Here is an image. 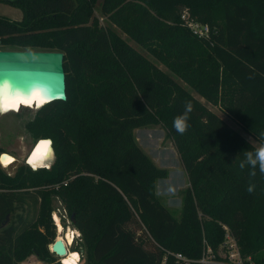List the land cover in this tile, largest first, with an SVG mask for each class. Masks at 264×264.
Returning a JSON list of instances; mask_svg holds the SVG:
<instances>
[{"label": "trees", "instance_id": "1", "mask_svg": "<svg viewBox=\"0 0 264 264\" xmlns=\"http://www.w3.org/2000/svg\"><path fill=\"white\" fill-rule=\"evenodd\" d=\"M0 2L21 12L17 20L0 15V49L62 52L65 84V100L33 108L25 124L50 139V166L19 165L12 175L0 168V264L48 258L52 194L79 232L81 264H110L124 253L131 227L140 233L135 241L152 247L119 264H201L225 232L244 264H264V175L258 166L254 177L240 168L257 148L111 27L264 145V0H101L105 25L93 15L96 0ZM183 9L208 24L207 39L181 24ZM186 102L190 126L180 135L173 121ZM152 124L164 129L186 174L178 219L154 194L167 170L133 136ZM25 204L28 220L17 212ZM109 235L113 244L98 254Z\"/></svg>", "mask_w": 264, "mask_h": 264}, {"label": "rangeland", "instance_id": "2", "mask_svg": "<svg viewBox=\"0 0 264 264\" xmlns=\"http://www.w3.org/2000/svg\"><path fill=\"white\" fill-rule=\"evenodd\" d=\"M100 2L101 0H96L93 8V15L97 18L101 25H105L108 24V21L99 11ZM0 15L17 20L20 18L21 12L18 8L0 2ZM111 27L120 38H122L138 52L143 54L149 61L158 66L171 78H173L194 98H196L202 104H205L209 110L217 114L225 123L237 130L240 135L247 139L253 146L256 148L264 146L253 135L245 132L237 122L223 113V111H221L217 105H211L207 103L183 81L179 80L162 64H160L151 55L144 51L137 43L130 40L116 27L112 25ZM34 117L35 114L33 109L23 108L16 112H0V154L6 153L12 158L9 163L5 165L0 164V168L7 175H12L19 165H23L28 167L30 170L35 171L38 168H48L53 161L50 159L53 154V151L51 154L52 148L51 150L49 149L51 144L49 147L45 142L39 143L33 148L38 140H50L49 138L43 136H32L26 130L25 124L28 121L34 119ZM133 136L138 147L153 161V163L156 166L165 168L167 170V175L165 178L156 180L154 194L157 200L169 211V213L175 219H178L180 214L181 191L187 185V178L171 140L166 136L164 129L159 124L137 127L133 129ZM170 188L172 191H169ZM28 204H30L29 201ZM28 204H25L21 210H17V212L23 215L27 220L33 216V211ZM54 207L62 208L64 211L61 213L66 214L65 217L67 219L68 213L57 194L51 195V210L55 209ZM52 218L50 216L51 222ZM61 224H63V227H65L64 230H66L67 227L70 228V230L74 232L76 231L78 233L77 236L74 234V238L67 248L68 250L70 249L71 251L78 253V264H81L84 259V254L80 251V241L78 237L79 232L72 226V221H69V223L66 225L65 221L63 220ZM131 230L132 235L129 237V241L124 253L119 257L114 258L110 264H119L125 256L131 253L140 252L141 247H152L151 245L147 244V242L146 244L144 243V245H142L139 242V239L135 241L134 238L140 234L139 230L135 229V227H131ZM56 236L57 234H54V238ZM113 242L114 235H109L103 238L98 244V254L108 249L113 244ZM46 249L49 253L48 258L43 259L35 254H31L23 258L20 262H18V264H61L58 259L49 252L47 245ZM204 259L207 261V263L204 264H244L238 255L236 244L230 238L227 232L224 233L223 241L217 246L215 251H211L210 248L207 247Z\"/></svg>", "mask_w": 264, "mask_h": 264}, {"label": "water", "instance_id": "3", "mask_svg": "<svg viewBox=\"0 0 264 264\" xmlns=\"http://www.w3.org/2000/svg\"><path fill=\"white\" fill-rule=\"evenodd\" d=\"M62 56L60 51L0 50V86L4 84L9 91H17L21 94H27L30 89L35 88L43 99L40 105L53 101H64ZM20 107L33 109L35 102L31 106L20 104ZM9 111L14 112L13 109ZM44 142L50 147V140L46 139L38 140L33 148ZM49 149L51 150V147ZM50 159H54L53 154ZM70 217L73 221L72 216ZM50 249L58 258L66 254L64 244L60 239H55Z\"/></svg>", "mask_w": 264, "mask_h": 264}, {"label": "bare ground", "instance_id": "4", "mask_svg": "<svg viewBox=\"0 0 264 264\" xmlns=\"http://www.w3.org/2000/svg\"><path fill=\"white\" fill-rule=\"evenodd\" d=\"M42 101L43 99L38 95L37 89L35 88L30 89L27 94H21L17 91H9L7 89V86H5L4 84L0 86V112H11L9 111L10 109L18 111L19 104L31 106L32 103L35 102V106H39ZM11 159L12 158L8 154L2 153L0 155V164L5 165L9 163ZM53 221L55 223L54 224L55 227L57 226V229L55 228L58 231V234L56 231L57 239H60L63 242L65 250H66V254L65 256L62 257L61 263L62 264H78V261H79L78 253L71 251L70 249L68 250L67 248L71 244L72 239L74 238L75 232L70 230V228H67L65 230V235L60 236L62 228L55 215H53ZM63 233L64 231L62 232V235Z\"/></svg>", "mask_w": 264, "mask_h": 264}, {"label": "built area", "instance_id": "5", "mask_svg": "<svg viewBox=\"0 0 264 264\" xmlns=\"http://www.w3.org/2000/svg\"><path fill=\"white\" fill-rule=\"evenodd\" d=\"M179 20H180L181 24H182L183 26H185V27L190 31V33H191L192 35H194L195 37L200 38V39H203V38H204V39H207V38L209 37L210 28H209L208 24H207V23L199 22V21L195 20L194 18H192V17L188 14V12H187L186 9H183L182 11H180V14H179ZM54 208H55V207H54ZM63 211H64V210H63L62 208H58V207L50 211V216H51V218H52V215H55V216L57 217V220H58V222H59V224L61 225V228H62V229H61V232L65 231V230H64L65 227H63V224H61L62 221L64 220L65 223H66V225L69 223V221H70V222L72 221V220H71V217H70L69 215H67V219H66V217H65L66 214L61 213V212H63ZM52 223L55 224L54 221H53V218H52ZM66 229H67V227H66ZM77 234H78V233L75 231V235H76V236H77ZM78 237H79V235H78ZM55 239H57V236H56L55 238L53 237L52 240L47 244V248H48L49 252H50L54 257H56V256L52 253V251H51V249H50V246H51L52 242H53ZM174 256H175L176 259H182V256H181L180 254H178V253L175 254ZM204 256H205V255H204ZM204 256H202V257L199 259V262H200L201 264L207 263V261H205V259H204ZM56 258H57L58 261L61 263V259L58 258V257H56ZM61 264H62V263H61Z\"/></svg>", "mask_w": 264, "mask_h": 264}, {"label": "clouds", "instance_id": "6", "mask_svg": "<svg viewBox=\"0 0 264 264\" xmlns=\"http://www.w3.org/2000/svg\"><path fill=\"white\" fill-rule=\"evenodd\" d=\"M191 111V102H186L184 113L177 116L173 121V127L180 135H183L190 126L188 120ZM245 157L246 159L240 164L241 169L245 168L247 165L251 168L249 175L254 177L256 175V168L258 166L261 175H264V146H261L254 151H247L245 153ZM254 188L255 186L250 184L247 190L249 193H251L254 191ZM169 191H172V189L170 188Z\"/></svg>", "mask_w": 264, "mask_h": 264}, {"label": "flooded vegetation", "instance_id": "7", "mask_svg": "<svg viewBox=\"0 0 264 264\" xmlns=\"http://www.w3.org/2000/svg\"><path fill=\"white\" fill-rule=\"evenodd\" d=\"M6 219H7V218H6ZM50 220H51V219H50ZM5 223H7V220H4L3 223H2L1 225L3 226V225H5ZM51 223H52V222H51ZM52 225H54V224H52ZM56 229H57V226H56ZM56 231H57V230H55V225H54V227H53V233L56 234ZM64 233H65V231H64ZM64 233H63V235H62V232H61V236H64V235H65ZM57 234H58V231H57ZM61 260H62V258H61Z\"/></svg>", "mask_w": 264, "mask_h": 264}]
</instances>
